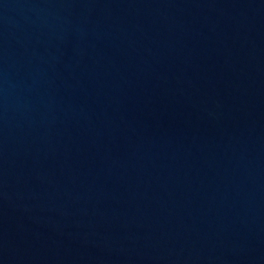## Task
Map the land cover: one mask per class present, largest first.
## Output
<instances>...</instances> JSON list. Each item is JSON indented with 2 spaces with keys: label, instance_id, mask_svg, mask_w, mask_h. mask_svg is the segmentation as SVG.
<instances>
[{
  "label": "water",
  "instance_id": "95a60500",
  "mask_svg": "<svg viewBox=\"0 0 264 264\" xmlns=\"http://www.w3.org/2000/svg\"><path fill=\"white\" fill-rule=\"evenodd\" d=\"M0 264H264V0H0Z\"/></svg>",
  "mask_w": 264,
  "mask_h": 264
}]
</instances>
